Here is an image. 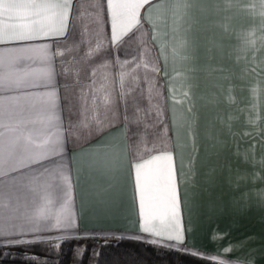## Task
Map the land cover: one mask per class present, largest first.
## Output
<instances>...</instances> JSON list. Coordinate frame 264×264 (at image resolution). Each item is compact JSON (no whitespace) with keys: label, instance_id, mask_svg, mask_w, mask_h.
I'll use <instances>...</instances> for the list:
<instances>
[{"label":"crops","instance_id":"crops-1","mask_svg":"<svg viewBox=\"0 0 264 264\" xmlns=\"http://www.w3.org/2000/svg\"><path fill=\"white\" fill-rule=\"evenodd\" d=\"M175 91L264 129V0H0V244L134 235L264 264V145L219 126L179 147Z\"/></svg>","mask_w":264,"mask_h":264},{"label":"trees","instance_id":"trees-1","mask_svg":"<svg viewBox=\"0 0 264 264\" xmlns=\"http://www.w3.org/2000/svg\"><path fill=\"white\" fill-rule=\"evenodd\" d=\"M158 80V83L161 81ZM82 246L80 259L71 261ZM220 264L201 253L134 235H75L61 239L0 244V264Z\"/></svg>","mask_w":264,"mask_h":264},{"label":"rangeland","instance_id":"rangeland-1","mask_svg":"<svg viewBox=\"0 0 264 264\" xmlns=\"http://www.w3.org/2000/svg\"><path fill=\"white\" fill-rule=\"evenodd\" d=\"M158 82V81H157ZM159 85L156 86V93L155 97L157 100L158 107L159 101L161 100V95L163 92L158 91ZM173 97L172 99L177 102V111L179 112V115L177 113L174 121L175 123L173 126L175 127L177 131V145L179 147H187V148H195L197 145H202V135L205 131H215L219 129L220 127H226L227 131L233 132L236 136V142L242 143L241 145H245L243 143L251 141L253 146L260 145L258 142L261 141V145H264V134H259V132H264V129L260 128L259 124L252 123L251 126L248 124H244L241 117L238 115L237 111V122L235 123H227L226 121H222L220 124L222 117L224 116H215V119L212 118V112L211 114H207V106L204 105V117H202L201 112V103L204 102V97L201 99L199 98L198 94L195 95V92H185V91H175L172 92ZM206 94V92H204ZM224 92H219L217 100L222 101ZM175 95V96H174ZM200 95V94H199ZM207 95H210L208 93ZM163 97V96H162ZM206 103V102H204ZM199 105V106H197ZM198 117L199 122H196V118ZM201 117L203 119H201ZM225 117V116H224ZM159 118V116H158ZM218 118L220 121H217ZM224 119V118H223ZM221 129V128H220ZM211 142L212 139H209ZM203 145H206V142L203 143ZM238 145V144H237ZM194 151L192 150L191 153L189 152L188 157L194 158V155L192 154ZM82 251V246L77 247L72 256L71 261L73 263H77L80 259ZM194 251V250H193ZM210 255V254H209ZM207 256V255H206ZM210 257V256H209ZM94 263V253L91 254L90 261L88 264Z\"/></svg>","mask_w":264,"mask_h":264}]
</instances>
